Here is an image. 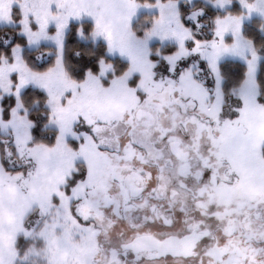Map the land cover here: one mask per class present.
I'll return each instance as SVG.
<instances>
[{
    "label": "snow or ice",
    "instance_id": "snow-or-ice-1",
    "mask_svg": "<svg viewBox=\"0 0 264 264\" xmlns=\"http://www.w3.org/2000/svg\"><path fill=\"white\" fill-rule=\"evenodd\" d=\"M0 264H264V0H0Z\"/></svg>",
    "mask_w": 264,
    "mask_h": 264
}]
</instances>
